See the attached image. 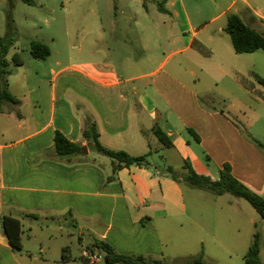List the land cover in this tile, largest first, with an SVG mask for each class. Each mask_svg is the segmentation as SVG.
Wrapping results in <instances>:
<instances>
[{"label": "crops", "instance_id": "1", "mask_svg": "<svg viewBox=\"0 0 264 264\" xmlns=\"http://www.w3.org/2000/svg\"><path fill=\"white\" fill-rule=\"evenodd\" d=\"M147 2L156 7L159 19L146 24L153 35H142L141 58L125 57L121 74L106 60L112 48L102 29L90 41L89 60L83 66L52 71L51 80L38 77L31 82L25 71L23 82L9 77V91L19 104H7L0 116L2 264L81 261L82 252L96 240L121 254L157 261L163 245L159 224L175 219L183 242L204 249L249 250L257 223L264 239V220L242 203L245 200L232 199L222 206L216 198L223 196L193 193L188 204L184 185L167 174L172 167L185 175L184 164L189 162L198 174L216 181L230 165L237 180L264 195V153L245 137L244 130L253 136L227 107L213 104L229 94V87L238 93L241 104L243 98L264 95L262 85L246 82L232 41L229 44L223 35L231 14L264 34V0H206L215 11L210 21L192 18L186 0ZM200 2L190 7L202 17ZM224 18L226 23L217 32L209 29ZM114 28L116 34L117 22ZM163 47L169 51L162 58L153 53ZM242 109L237 112L243 113ZM88 119L96 123L104 147L134 157L149 155L148 167L132 166L114 174L112 160L95 152L84 137ZM156 124L171 147L154 134ZM57 132L80 145L83 153L59 157ZM4 216L22 222V239L26 221H57L61 231L66 222L72 228L69 236L77 235L80 255L65 247L68 251L61 258H45L48 243L39 242L41 256L27 251L26 259L18 258L4 232ZM261 258L264 263V248Z\"/></svg>", "mask_w": 264, "mask_h": 264}, {"label": "rangeland", "instance_id": "2", "mask_svg": "<svg viewBox=\"0 0 264 264\" xmlns=\"http://www.w3.org/2000/svg\"><path fill=\"white\" fill-rule=\"evenodd\" d=\"M186 1L192 18H204L210 21L215 16V11L209 9L206 0L200 2L201 10H203L202 17L197 15L198 9L190 7L196 3V0ZM158 19L156 7L152 2L146 0H0V37H11L15 40L9 53L10 68L13 78L21 81L23 80V71L27 73L28 80L33 82L38 77L51 80L52 71L59 72L71 66H83L89 60L90 41L98 38L102 29L106 30L108 43L112 48L111 53H107L106 60L114 64L121 74L120 63L125 60V57L141 58L143 53L141 45H144L142 35L149 33L153 35L151 31L145 29V26L152 20ZM115 22H117L116 34ZM225 23L226 19L224 18L210 24L209 29L212 32H217L218 28L224 26ZM102 24L103 28H101ZM116 35L117 38H115ZM223 35L230 44V36L226 33ZM37 42L44 43L51 49V56L47 60H36L31 56L30 47ZM167 51L169 50L165 48L156 49L153 53L160 54V58H162L163 53ZM16 54H19L22 66H17L12 62V58ZM234 56L237 57L239 66L243 67L246 82L251 81L259 85L255 75L264 79V51H258L253 56H238L235 53ZM249 57H254L255 60H250ZM64 75L66 76V74ZM260 87L264 92V87ZM228 89H230L229 94H225V97L218 99L213 104L218 108L227 107L229 114L264 145V102H262L264 95L256 93L258 99L255 100L252 97L243 98L241 104L235 89L233 87ZM241 108H243V113H238V109ZM178 172L180 171L177 170L176 173L178 174ZM215 178L218 180L219 177ZM184 189L188 202L191 201L189 197L193 193L210 195L202 190H192L188 186H184ZM216 199L222 206L232 199L236 200L231 195H224ZM242 203H245L251 211H255L248 202L243 201ZM178 223V220L175 219L167 223L162 221L159 224V235L163 245L157 261L162 264H189L187 261H193L202 256L205 264H246L244 257L248 252V247L235 246L232 249L207 247L204 249L197 245L184 243V235H180ZM24 226L25 235L22 243L25 248L17 251L18 258L26 259L27 251L41 256L38 248L39 242L48 243V246L45 247V258H61L65 247H70L74 256L80 255L81 245L77 235L69 236L72 228L66 222H63V231L60 230V224L57 221L48 223L46 221L27 223L26 221ZM0 229L2 230L1 223ZM251 240L252 237H250V243ZM69 264L85 263L81 260Z\"/></svg>", "mask_w": 264, "mask_h": 264}, {"label": "trees", "instance_id": "3", "mask_svg": "<svg viewBox=\"0 0 264 264\" xmlns=\"http://www.w3.org/2000/svg\"><path fill=\"white\" fill-rule=\"evenodd\" d=\"M159 9L166 12L162 8L161 4H159ZM10 29L12 31L11 24ZM225 32L230 36L233 48L237 54H252L258 51H264V34L245 24V22L238 15L231 14L228 16ZM14 44L15 40L13 38L0 37V116L3 114L4 108L7 104H19V101L10 93L8 84V79L12 76V69L10 68L11 62L8 60V56ZM30 53L36 60H47L51 56V49L46 44L37 42L31 45ZM12 62L17 66H21L23 64L19 54L13 56ZM255 76L258 83L264 87V79L258 75ZM153 132L165 146H172L171 141L160 129L158 124L154 126ZM243 133L252 144L264 153V145L261 142L251 137L245 132V130ZM84 137L89 142V147H91L95 152L112 160L114 174L124 168L132 166L148 167L149 155L134 157L124 151L117 152L104 147L100 142L97 125L90 119H88L85 123ZM55 144L56 152L58 156L62 158H71L83 153V148L80 145L71 142L61 132L56 133ZM184 169L186 170V174L182 177H180L172 167L167 168V174L178 184L188 186L191 189L202 190L216 197L231 195L237 199L245 200L256 210L261 219L264 220V195L254 193L247 186L237 180L233 175L230 165L224 166V168L220 171L219 180L216 181L212 180L208 176L198 174L189 162H185ZM112 179H114V176H112L109 180ZM26 216L37 219L35 215ZM2 223L5 235L12 248L17 251L22 250V222L12 216H4L2 218ZM263 247L264 239L260 231V224L257 223L255 225L252 243L244 257L245 263L264 264L261 258ZM88 249L91 251H95V249H97L104 256L105 264H162L160 261H155L145 256L121 254L117 252L109 243L102 240H96L94 245ZM67 251V249H64L65 254ZM202 258L203 257L200 256L198 259L193 261L189 260L187 262H189V264H205ZM80 260H82L85 264H89L84 258H81ZM0 264H2L1 261Z\"/></svg>", "mask_w": 264, "mask_h": 264}, {"label": "built area", "instance_id": "4", "mask_svg": "<svg viewBox=\"0 0 264 264\" xmlns=\"http://www.w3.org/2000/svg\"><path fill=\"white\" fill-rule=\"evenodd\" d=\"M82 256L88 261L89 264H99L104 262V256L98 251L86 249L82 252Z\"/></svg>", "mask_w": 264, "mask_h": 264}]
</instances>
